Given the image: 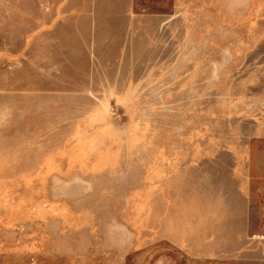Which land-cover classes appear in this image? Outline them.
<instances>
[{
  "label": "rangeland",
  "instance_id": "1",
  "mask_svg": "<svg viewBox=\"0 0 264 264\" xmlns=\"http://www.w3.org/2000/svg\"><path fill=\"white\" fill-rule=\"evenodd\" d=\"M116 11L0 15V264L224 263L264 224V0Z\"/></svg>",
  "mask_w": 264,
  "mask_h": 264
},
{
  "label": "crops",
  "instance_id": "2",
  "mask_svg": "<svg viewBox=\"0 0 264 264\" xmlns=\"http://www.w3.org/2000/svg\"><path fill=\"white\" fill-rule=\"evenodd\" d=\"M134 9L135 0H0V15H97L103 14L104 10L134 14ZM260 224L254 231L239 233L235 238L239 246L235 250H226L224 263L217 264H264V224Z\"/></svg>",
  "mask_w": 264,
  "mask_h": 264
}]
</instances>
